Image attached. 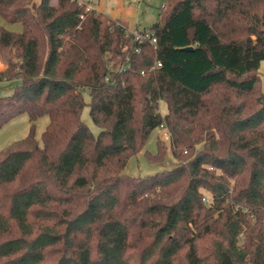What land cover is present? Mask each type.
Wrapping results in <instances>:
<instances>
[{
  "label": "trees",
  "instance_id": "trees-1",
  "mask_svg": "<svg viewBox=\"0 0 264 264\" xmlns=\"http://www.w3.org/2000/svg\"><path fill=\"white\" fill-rule=\"evenodd\" d=\"M91 2L0 0V128L49 116L0 149V264H264V0H167L156 44ZM160 126L179 162L125 173Z\"/></svg>",
  "mask_w": 264,
  "mask_h": 264
},
{
  "label": "rangeland",
  "instance_id": "rangeland-1",
  "mask_svg": "<svg viewBox=\"0 0 264 264\" xmlns=\"http://www.w3.org/2000/svg\"><path fill=\"white\" fill-rule=\"evenodd\" d=\"M57 0H51L52 3H56ZM167 0H104L103 12L114 15V13L120 9L119 6L122 3L124 7H131L136 9L138 15V26L150 25L157 20L160 8L166 3ZM94 5V2H91ZM115 17V16H114ZM0 25H3L7 29L12 31H22V24L20 22L11 23L8 22L0 14ZM262 84L261 89L264 90V61L261 64L259 70ZM20 79L8 80L0 82V96L10 95L14 92ZM86 105L82 111V119L91 128V130L97 134L100 130L99 127L93 122L90 115L89 107V95L84 94ZM160 111L165 113L167 111V105L164 100L160 102ZM49 122V116L47 114L37 116L31 119L27 112L16 114L11 120L4 124L0 128V149L8 147L11 143L28 135L31 129L34 128L35 135L40 142H42V133L45 130ZM161 139V145L165 151V158L162 161H150L145 151H150L153 154L157 152V139ZM169 134L165 127L155 128L144 146V148L132 155L124 169V172L133 176H144L149 174H155L164 169L171 168L179 160L172 154L169 148ZM205 195L210 198V194L205 192Z\"/></svg>",
  "mask_w": 264,
  "mask_h": 264
},
{
  "label": "crops",
  "instance_id": "crops-1",
  "mask_svg": "<svg viewBox=\"0 0 264 264\" xmlns=\"http://www.w3.org/2000/svg\"><path fill=\"white\" fill-rule=\"evenodd\" d=\"M94 8H96L99 11H103V4H104V0H93ZM120 9H118L114 15V16H120L121 18H123L124 20L127 21L128 23V28L129 30H134L138 27H144L147 26L145 24H143V26H138V15L136 13V9L135 8H131V7H124V5L121 3L119 6ZM4 67L3 62L0 60V69H2Z\"/></svg>",
  "mask_w": 264,
  "mask_h": 264
},
{
  "label": "built area",
  "instance_id": "built-area-1",
  "mask_svg": "<svg viewBox=\"0 0 264 264\" xmlns=\"http://www.w3.org/2000/svg\"><path fill=\"white\" fill-rule=\"evenodd\" d=\"M89 4V3H88ZM165 5V4H164ZM163 5V6H164ZM88 6H90V4L88 5ZM131 32H133V34H134V38L136 39V40H144V39H149L153 44H156L157 43V40H156V38L155 37H153V38H151V36H150V32H149V30L147 29V30H144V31H141V29H134V30H130ZM161 63L160 62H158L157 63V65H160ZM168 134H169V132H168ZM170 136V135H169Z\"/></svg>",
  "mask_w": 264,
  "mask_h": 264
},
{
  "label": "water",
  "instance_id": "water-1",
  "mask_svg": "<svg viewBox=\"0 0 264 264\" xmlns=\"http://www.w3.org/2000/svg\"><path fill=\"white\" fill-rule=\"evenodd\" d=\"M185 49H192V47L191 46H187V47H185Z\"/></svg>",
  "mask_w": 264,
  "mask_h": 264
}]
</instances>
